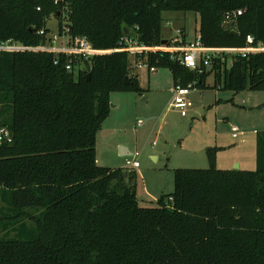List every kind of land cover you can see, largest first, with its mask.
I'll list each match as a JSON object with an SVG mask.
<instances>
[{
    "label": "trees",
    "instance_id": "trees-1",
    "mask_svg": "<svg viewBox=\"0 0 264 264\" xmlns=\"http://www.w3.org/2000/svg\"><path fill=\"white\" fill-rule=\"evenodd\" d=\"M165 10L198 13L208 47L264 41V0H0V45L23 47L0 50V128L12 136L0 143V264H264V132L255 170L219 168L210 147L209 168L175 169L174 192L142 205L136 173L96 158L111 93L141 91L130 53L75 58L72 72L70 56L40 48L50 15L66 12L69 34L96 49L112 50L124 35L156 48L142 58L169 69L174 86L204 89L214 74L220 89L264 90V52L230 66L215 59L201 72L172 59L162 45ZM237 10L229 34L224 16Z\"/></svg>",
    "mask_w": 264,
    "mask_h": 264
},
{
    "label": "rangeland",
    "instance_id": "rangeland-1",
    "mask_svg": "<svg viewBox=\"0 0 264 264\" xmlns=\"http://www.w3.org/2000/svg\"><path fill=\"white\" fill-rule=\"evenodd\" d=\"M162 17V38L171 46H184L199 35L200 15L196 12L165 10ZM60 22L63 26L68 22L66 12L50 15V36L60 35ZM178 31H181L179 36ZM155 69H149L146 59L130 54L129 73L137 75L141 91L111 93L110 114L97 134V163L133 170L137 175V197L142 205H156L163 194L174 191L175 169L209 168L207 149L210 147H224L218 153L220 168H226L223 160L233 156L242 162L239 169L255 170L257 133L264 132V90L248 88L236 93L220 89L214 87L215 77L211 74L206 81L207 88H191L188 98L193 106L187 116H182L170 106L175 95L171 71ZM233 127L238 129V137H233ZM121 146L130 154H122ZM135 160L140 167L134 170L130 165ZM227 166L233 168L231 163ZM159 188L163 191L155 200L148 197L147 190L155 192ZM29 226L34 227V223L29 222Z\"/></svg>",
    "mask_w": 264,
    "mask_h": 264
},
{
    "label": "built area",
    "instance_id": "built-area-1",
    "mask_svg": "<svg viewBox=\"0 0 264 264\" xmlns=\"http://www.w3.org/2000/svg\"><path fill=\"white\" fill-rule=\"evenodd\" d=\"M242 13V10L227 12L222 23L224 28L227 30H235L238 23V17L241 16ZM177 33V36H179L181 31H178ZM39 34L44 35L45 33L41 30L39 31ZM59 34V36L49 35V44L40 48L42 50L63 53L70 56L71 60L67 63L66 69L72 72L75 68L72 64V59L75 58L89 60L98 53H109L117 50L129 52L130 54L142 57L143 55H147L151 50L156 49L139 41L136 37L124 35L120 38L116 48L112 50H99L93 46L91 41L86 36L72 37L69 34V27L67 23L63 26L62 33L59 32ZM59 37H61L60 43L59 45H56ZM166 46L167 45H163V48ZM19 48L23 47L11 43L0 45V50H17ZM168 48L171 51L172 59L177 60L188 69L199 70L201 72L203 69H211L215 59L225 60V57H227L228 61L230 60L232 64V59L237 56L246 58L249 55L264 52V41L256 43L255 38L252 35H248L246 45L243 47L214 48L206 46L202 42L199 34L194 40L188 41L184 46L174 47L170 45ZM75 69L78 70V67ZM149 69L151 71L156 70L155 67H151ZM191 88H195L194 84H189L188 86H175V95L170 106L176 109L182 116H187L189 109L193 106L192 102L188 98ZM139 124H143L142 121H139ZM232 131L233 137H238V129L233 127ZM5 142H12V136L7 127H1L0 143ZM139 165L138 161H134L131 163L130 167L138 168Z\"/></svg>",
    "mask_w": 264,
    "mask_h": 264
},
{
    "label": "crops",
    "instance_id": "crops-1",
    "mask_svg": "<svg viewBox=\"0 0 264 264\" xmlns=\"http://www.w3.org/2000/svg\"><path fill=\"white\" fill-rule=\"evenodd\" d=\"M185 33V35H187L186 34V31L184 32ZM191 41V40H190ZM218 101V100H217ZM220 102V101H219ZM107 120V119H106ZM105 120V121H106ZM104 121V122H105ZM104 124V123H103ZM123 146H121V148H122ZM124 148V147H123ZM219 150H218V152H217V160H216V162H217V166L219 167V158H218V153L220 152V149L221 150H224V147H222V146H219V147H217ZM223 148V149H222ZM124 154H130V152L125 148V150H124ZM233 158L234 159H237V160H233ZM156 159L158 160V156L156 157ZM135 161H137V160H135ZM129 163V162H128ZM223 165H224V167H226V168H223V169H236V167H233V165L234 164H236V165H239V167H241L242 166V162H241V160L240 159H238V158H235V157H233V156H230V159L229 160H226V161H224L223 160ZM229 163H231V167H233V168H228V166L227 165H229ZM235 165V166H236ZM139 167H140V165H139ZM138 167V168H139ZM220 168V167H219ZM134 170L135 169H137V168H133ZM245 170V169H244ZM139 172V174H140V170L138 171ZM153 172V171H152ZM146 188V187H145ZM161 191H163V189H158L157 191H155V192H150V191H148L147 190V194L149 195H147L149 198H151V199H154L157 195H158V193H161ZM146 192V191H145ZM174 192V191H173ZM173 192H171V193H173ZM171 193H169V194H171ZM164 195V194H163ZM155 200V199H154ZM150 203H153V201H151Z\"/></svg>",
    "mask_w": 264,
    "mask_h": 264
},
{
    "label": "water",
    "instance_id": "water-1",
    "mask_svg": "<svg viewBox=\"0 0 264 264\" xmlns=\"http://www.w3.org/2000/svg\"><path fill=\"white\" fill-rule=\"evenodd\" d=\"M227 32H228L229 34H235V33H236V31H234V30H228ZM168 42H169L168 40H163V41H162V45H167ZM90 76H91L90 73H88V74H87V79H90ZM125 82H126L127 84H130V80H129L128 78H126ZM122 150H123V153H122V154H124V150H125V148L122 147ZM235 167H236V169H239V165H236Z\"/></svg>",
    "mask_w": 264,
    "mask_h": 264
}]
</instances>
